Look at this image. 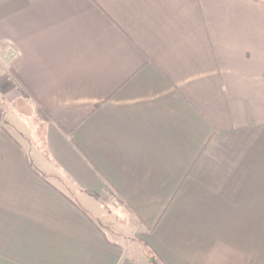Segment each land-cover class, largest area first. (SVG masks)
Returning a JSON list of instances; mask_svg holds the SVG:
<instances>
[{
    "label": "crops",
    "instance_id": "obj_1",
    "mask_svg": "<svg viewBox=\"0 0 264 264\" xmlns=\"http://www.w3.org/2000/svg\"><path fill=\"white\" fill-rule=\"evenodd\" d=\"M158 262L264 264V0H0V264Z\"/></svg>",
    "mask_w": 264,
    "mask_h": 264
},
{
    "label": "rangeland",
    "instance_id": "obj_2",
    "mask_svg": "<svg viewBox=\"0 0 264 264\" xmlns=\"http://www.w3.org/2000/svg\"><path fill=\"white\" fill-rule=\"evenodd\" d=\"M109 189V188H108ZM109 192L111 193L110 189ZM112 194V193H111ZM117 200V199H116ZM101 206L100 209H103L102 212H104V215H102V217H100V221L102 223H104L105 221L107 222H114L118 220V217L116 216V207L118 206V202H115V196L113 195V197H104V198H100V200L98 201ZM127 229V228H125ZM158 264H160L158 262Z\"/></svg>",
    "mask_w": 264,
    "mask_h": 264
},
{
    "label": "trees",
    "instance_id": "obj_3",
    "mask_svg": "<svg viewBox=\"0 0 264 264\" xmlns=\"http://www.w3.org/2000/svg\"><path fill=\"white\" fill-rule=\"evenodd\" d=\"M19 90L23 94H27V92H28V89H26L25 87H23V85H20L19 86ZM37 115H38V117L40 119H43V120H52L51 114L43 106H41V105H40V107L38 109ZM109 186H110V184L107 181V187L109 188ZM110 191L115 196V198L117 199L118 202H120L121 204H126L127 201H125L123 198H121L119 195H117L113 189H110ZM127 206L130 207V204L127 203Z\"/></svg>",
    "mask_w": 264,
    "mask_h": 264
}]
</instances>
